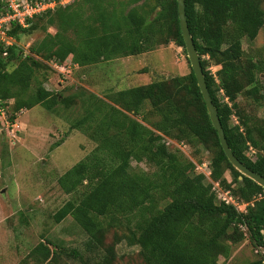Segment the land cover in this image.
<instances>
[{
	"label": "trees",
	"instance_id": "16d2710c",
	"mask_svg": "<svg viewBox=\"0 0 264 264\" xmlns=\"http://www.w3.org/2000/svg\"><path fill=\"white\" fill-rule=\"evenodd\" d=\"M151 1L73 0L37 15L27 28L14 24L10 33L18 44L7 57L2 56L5 49L0 55V101L10 107L11 122L23 110L42 106L53 111L73 103L44 87L52 60L69 71L72 64L87 67L139 56L172 42L186 51L178 0ZM186 15L230 148L264 177V120L243 114L238 103L239 95L252 87L254 100L264 106V55L251 58L243 48L245 37L254 41L264 29V0H186ZM38 32L42 37L26 53L23 44ZM210 63L220 67L219 84L208 70ZM86 102V115L73 127L97 147L59 178L74 198L56 218L72 216L89 237L87 248L68 249L47 240L33 256L43 264H60L63 257L77 264H113L116 245L126 239L139 246L145 264H220L232 245L248 238L263 258L246 264H264V188L228 159L192 67L184 77L122 90L108 100L91 94ZM235 114L238 125H232ZM154 115L160 119L151 121ZM166 138L206 146L212 179L246 203V210L220 202L212 183L196 171L205 161L198 164L179 148L172 150ZM250 148L257 151L256 159L247 154ZM132 160L155 171H134ZM123 226L127 234L106 245L110 228ZM92 249L99 251L91 255Z\"/></svg>",
	"mask_w": 264,
	"mask_h": 264
},
{
	"label": "rangeland",
	"instance_id": "374dc122",
	"mask_svg": "<svg viewBox=\"0 0 264 264\" xmlns=\"http://www.w3.org/2000/svg\"><path fill=\"white\" fill-rule=\"evenodd\" d=\"M154 3L155 0H152L151 4ZM50 31L55 33L54 29ZM41 37V33H36L26 40L23 47ZM243 48L248 57L264 55V29L254 41L245 37ZM14 68L15 65H12L10 70ZM219 68L214 63L208 65V70L216 79ZM190 73L188 54L174 42L139 56L87 67L72 64L64 76H59L53 69L48 71L44 87L64 95L73 103L60 104L53 111L42 106L23 110L17 114V119L9 130L0 125V264H43L41 259L31 253L47 240L68 249L87 248L89 237L73 217L68 216L59 221L56 216L74 198L73 194H67L63 190L59 178L73 171L97 147V143L87 134L73 127L76 121L82 120L86 115L89 104L86 100L89 96L93 94L108 100L109 95L122 90L161 80H173ZM262 80L264 85V76ZM217 83H220L219 79ZM255 92L252 87L247 88L239 95L238 103L243 114L264 120V106L254 100L252 95ZM219 96L223 99L222 91ZM136 118L141 121V117ZM150 119L158 121L160 117L154 115ZM238 124L235 114L232 125ZM165 142L172 150L181 148L183 155L195 163H202L200 161L203 160L209 163L211 159V152L198 142L194 146L186 141L179 142L170 138H166ZM58 143L61 145L58 146ZM247 154L253 159L257 157L255 149L250 148ZM131 167L134 171H155L146 162L132 160ZM196 171L202 173L204 169ZM225 178L229 182L233 180L230 172L225 174ZM205 181L210 182L207 177ZM240 206V211L246 210L244 204L241 203ZM127 230L125 226L111 227L106 236V245L115 244L117 235L127 234ZM98 251L92 249L88 252L95 255ZM116 251L117 258L113 264H145L139 246L131 245L126 239L116 245ZM262 258L246 238L232 245L230 255L221 256L219 263L246 264ZM60 264L77 263L63 257Z\"/></svg>",
	"mask_w": 264,
	"mask_h": 264
},
{
	"label": "built area",
	"instance_id": "2783aa9c",
	"mask_svg": "<svg viewBox=\"0 0 264 264\" xmlns=\"http://www.w3.org/2000/svg\"><path fill=\"white\" fill-rule=\"evenodd\" d=\"M72 2L73 0H0V55L2 53V49H5L2 56L7 57L9 54V48L18 44L17 38L10 33L14 24L27 28L30 26V21L37 15L45 13L49 10H54L58 6H67ZM30 45L31 43L24 47L26 49V53L28 52ZM49 65L54 70L61 73L65 74L68 72L67 69L56 60L50 61ZM222 93L224 94L223 90ZM226 101L228 102V98H226ZM4 104L6 103L0 101V125L9 130L12 126L10 119V107ZM182 145L184 146L185 144L182 143ZM198 169H204L202 174L208 178L210 183H212L213 191L217 193V198L220 202L233 204L237 208L242 207L240 206L241 203L238 202L237 199H234L229 190L226 191L219 182L212 179L210 163L205 162L203 164H199ZM242 204H244L245 207L247 206L246 203ZM259 252L260 250L257 251V253Z\"/></svg>",
	"mask_w": 264,
	"mask_h": 264
},
{
	"label": "water",
	"instance_id": "95a60500",
	"mask_svg": "<svg viewBox=\"0 0 264 264\" xmlns=\"http://www.w3.org/2000/svg\"><path fill=\"white\" fill-rule=\"evenodd\" d=\"M178 7H179V20H180V26L181 31L183 34V38L185 41L186 51L188 54L189 61L191 63V67L194 71L195 77L198 81V85L200 87L201 93L203 95V98L205 100L208 113L211 118V122L215 129L217 130L221 145L230 160V162L233 164V166L241 172L244 176L250 178L254 182H256L258 185L262 186L264 188V177L261 175L255 173L252 171L248 166H246L243 162H241L233 153L232 149L230 148V145L227 141L225 130L223 128L222 122L219 117V113L217 111V108L213 102L211 93L209 91L206 77L204 74V70L202 67L200 55L196 49L194 39L191 35V31L189 28L187 15H186V0H178Z\"/></svg>",
	"mask_w": 264,
	"mask_h": 264
},
{
	"label": "crops",
	"instance_id": "0c3cea01",
	"mask_svg": "<svg viewBox=\"0 0 264 264\" xmlns=\"http://www.w3.org/2000/svg\"><path fill=\"white\" fill-rule=\"evenodd\" d=\"M127 58H129V57H127ZM120 59H122V58H120ZM116 60V59H115Z\"/></svg>",
	"mask_w": 264,
	"mask_h": 264
}]
</instances>
